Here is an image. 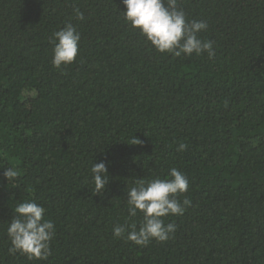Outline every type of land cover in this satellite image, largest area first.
<instances>
[{
	"label": "trees",
	"instance_id": "obj_1",
	"mask_svg": "<svg viewBox=\"0 0 264 264\" xmlns=\"http://www.w3.org/2000/svg\"><path fill=\"white\" fill-rule=\"evenodd\" d=\"M178 7L207 23L199 37L214 57L157 52L121 0H0V264H264V0ZM69 22L78 53L57 69L51 37ZM100 162L108 184L96 195ZM172 168L189 185L183 215L163 218L174 233L143 247L114 238L142 220L128 216L127 188ZM24 201L54 224L46 260L9 253Z\"/></svg>",
	"mask_w": 264,
	"mask_h": 264
},
{
	"label": "clouds",
	"instance_id": "obj_2",
	"mask_svg": "<svg viewBox=\"0 0 264 264\" xmlns=\"http://www.w3.org/2000/svg\"><path fill=\"white\" fill-rule=\"evenodd\" d=\"M124 22L159 53H168L175 57L182 54L215 56L213 42L199 37L208 25L203 21L186 19L184 11L178 7V0H121ZM76 20H83L80 10L74 9ZM80 33L71 23L53 33V67L59 69L74 62L78 53ZM141 142L131 138L130 145ZM187 145L179 144L177 151L185 150ZM92 183L96 195L101 194L108 184L107 167L104 162L92 164L90 168ZM3 176L14 181L18 170L12 167L3 171ZM187 177L176 168L168 173V178L151 180L136 179L127 188L128 216H142L139 227L135 223L116 225L112 229L114 238H124L137 246H147L151 241L166 242L175 231L174 224H165L164 217L183 215L187 199L178 197L188 190ZM13 218L6 233L11 247L9 253H19L29 260H46L50 255V242L54 236V224L45 219V208L33 201L17 202L13 208Z\"/></svg>",
	"mask_w": 264,
	"mask_h": 264
}]
</instances>
